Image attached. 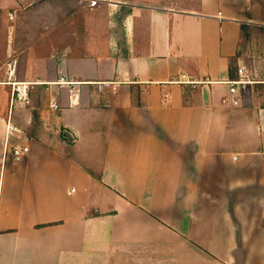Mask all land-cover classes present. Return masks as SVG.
I'll return each instance as SVG.
<instances>
[{
    "label": "crops",
    "instance_id": "crops-1",
    "mask_svg": "<svg viewBox=\"0 0 264 264\" xmlns=\"http://www.w3.org/2000/svg\"><path fill=\"white\" fill-rule=\"evenodd\" d=\"M108 1L0 0V85L10 92L9 68L83 82L74 108L64 88L32 86L46 132L24 136L19 161L5 147L16 111L0 105V264H264V36L234 58L239 25L264 26L256 3ZM78 8L87 20L59 27ZM48 15L59 29L44 60L11 36L42 35ZM241 65L251 82L230 93Z\"/></svg>",
    "mask_w": 264,
    "mask_h": 264
},
{
    "label": "built area",
    "instance_id": "built-area-1",
    "mask_svg": "<svg viewBox=\"0 0 264 264\" xmlns=\"http://www.w3.org/2000/svg\"><path fill=\"white\" fill-rule=\"evenodd\" d=\"M86 1L87 6L89 8L99 6L101 3H108L111 5L112 3L108 0H78ZM8 19H13V13H7ZM11 63L8 64V67ZM14 70L13 68H9L7 70L8 77H12L8 79L7 83L10 85V95H9V116L12 115L14 111L18 107L25 106L30 104V90L33 85L37 84H48V85H56L58 88H64L66 90L65 97V108H74L79 104L80 101V85L83 83L82 81H77L74 79H68L64 74L59 73V76L55 81H48L46 83L40 81H16L13 79ZM181 80L184 83L194 85L196 81H192L188 79L185 75H181ZM250 79L245 73V66L241 65L237 68V77L231 81H227L229 83V92L234 93L237 86H241L245 83H250ZM111 85V81H102L96 83L97 90H101L103 86ZM169 92L165 91L161 97L160 102L166 103L169 100ZM222 103H225L226 100L222 99ZM232 104H237V100H232ZM46 109L50 112H57L61 109V105L59 103V98L57 95H53L47 101ZM23 129L14 124V122L10 119L6 122V132H5V147H6V155L10 156L14 161L21 160L29 151V146L25 142ZM73 191V189H71Z\"/></svg>",
    "mask_w": 264,
    "mask_h": 264
},
{
    "label": "rangeland",
    "instance_id": "rangeland-1",
    "mask_svg": "<svg viewBox=\"0 0 264 264\" xmlns=\"http://www.w3.org/2000/svg\"><path fill=\"white\" fill-rule=\"evenodd\" d=\"M9 5L11 9L19 10L21 8V5L18 3V0H9ZM37 8V7H36ZM35 7L33 9H29L27 10L26 13H32L31 11L36 9ZM96 10V8L94 9ZM262 5H260L259 3L256 2V5L252 8V12L253 14H255V16L259 19L264 18V14L262 12ZM77 13H75L74 15H71L70 17H68V19H65L64 17V21L62 22L63 25H60L59 27H61L62 29H72V28H76L78 24H80V22H85V20H87L88 18V14L87 11L82 10L81 8H78ZM57 15H60V13H57ZM50 15H48L46 17V20L44 19L42 21L43 25L44 23H46V31H43L42 35H38V30L39 27H35V31L31 32V36H24L26 34V28L24 26V28L22 27V29H20V27L18 28L17 26L14 27L15 29L13 30V34L11 36V39L14 41L17 40H23L26 44V46H28L30 48V51H32L33 56H40L42 59H47L49 56V53L51 52V47L53 45L52 41L54 40V37H56L55 31L56 29H59L58 26L54 27V24H49L50 22ZM37 21V20H36ZM36 21L33 20H27L26 24L29 25L31 24L30 27H28V32L32 30V25H34V23H37ZM264 24V23H263ZM67 39H70L71 37H65ZM11 40V41H12ZM30 41V42H29ZM33 72H35V69L33 67ZM36 94V93H35ZM9 87L6 85H0V105L1 108L3 110H5V112H7V107H8V100H9ZM34 96V95H33ZM31 107H35L34 104V100L32 99L31 103L25 106H21L18 107V110L16 109V114L15 117H17V119L19 120L20 126L24 129L28 126V122L30 121L29 116V110L31 109ZM43 132H46L42 129V131L40 132V134H38V136H41V134Z\"/></svg>",
    "mask_w": 264,
    "mask_h": 264
},
{
    "label": "trees",
    "instance_id": "trees-1",
    "mask_svg": "<svg viewBox=\"0 0 264 264\" xmlns=\"http://www.w3.org/2000/svg\"><path fill=\"white\" fill-rule=\"evenodd\" d=\"M254 3H259L262 5V12L264 14V0H252ZM264 22V18L261 19ZM264 36V26L263 25H252L242 23L239 25V44L237 51L234 55L235 60L238 58L245 59L246 52L252 42L261 40ZM236 71V69H235ZM35 107H31L29 110L30 113V121L28 126L24 129V135L26 138H37L38 134L42 131V123L39 119L38 113V99L36 97L33 98Z\"/></svg>",
    "mask_w": 264,
    "mask_h": 264
}]
</instances>
